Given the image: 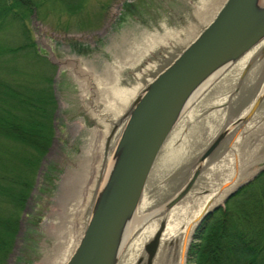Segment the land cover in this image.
<instances>
[{
	"label": "water",
	"instance_id": "95a60500",
	"mask_svg": "<svg viewBox=\"0 0 264 264\" xmlns=\"http://www.w3.org/2000/svg\"><path fill=\"white\" fill-rule=\"evenodd\" d=\"M130 7L127 14L143 17ZM166 16L140 20L99 70L81 60L89 52L76 51L86 68L68 73L89 123L82 151L93 167L71 207L73 234L53 264H124L155 226L143 246L144 264H152L168 214L198 197L196 211L233 176L237 183L198 217L188 264L203 222L264 173V0H185L171 22ZM233 72L238 82L227 94L221 86ZM94 74L99 81L91 82Z\"/></svg>",
	"mask_w": 264,
	"mask_h": 264
},
{
	"label": "rangeland",
	"instance_id": "374dc122",
	"mask_svg": "<svg viewBox=\"0 0 264 264\" xmlns=\"http://www.w3.org/2000/svg\"><path fill=\"white\" fill-rule=\"evenodd\" d=\"M37 1L41 5L28 18L27 25L41 53L57 66L53 86L58 103L55 136L37 171L6 264H53L61 246L75 229L78 214H71V207L86 187L93 167L92 156L82 151L89 123L78 108L80 92L68 73L73 68L80 72L85 67V64L80 66L79 59L74 60L78 56L76 51L89 52L90 55L81 60L99 70L105 58L111 57L109 49L122 47L140 20L166 13V19L171 22L173 14L185 5V0H85L82 11L70 14L63 2ZM129 5L131 9H138L143 17L140 19L137 13L127 14ZM21 42L20 26L12 22L0 26L1 45L17 47ZM7 60L9 64H1L14 66L25 59L8 54ZM72 173L76 174V179L63 194L61 185H65Z\"/></svg>",
	"mask_w": 264,
	"mask_h": 264
},
{
	"label": "trees",
	"instance_id": "16d2710c",
	"mask_svg": "<svg viewBox=\"0 0 264 264\" xmlns=\"http://www.w3.org/2000/svg\"><path fill=\"white\" fill-rule=\"evenodd\" d=\"M50 1L67 4L70 14L82 11L85 3ZM40 5L0 0V26L16 23L22 37L17 47L0 44V264L11 254L21 213L55 136L57 67L42 55L27 25ZM8 54L25 60L7 65ZM188 264H264V173L203 222Z\"/></svg>",
	"mask_w": 264,
	"mask_h": 264
},
{
	"label": "bare ground",
	"instance_id": "6f19581e",
	"mask_svg": "<svg viewBox=\"0 0 264 264\" xmlns=\"http://www.w3.org/2000/svg\"><path fill=\"white\" fill-rule=\"evenodd\" d=\"M153 38H155L156 42H161L164 40V38ZM143 56H146V52ZM124 64L130 65V61L127 60L124 62ZM233 75L234 76H227L223 82L224 84H221V87L227 94L231 87L238 82L239 75L236 72H233ZM90 78L91 82H96L100 80L101 76L94 74V76H90ZM98 85H100V82H98ZM222 168L224 167L222 166ZM211 170L212 168L209 171ZM208 176H210V174H208ZM236 183L237 179H235L233 176L223 180L218 189L210 197H207L205 200H203L200 207L196 211H194L193 208L200 204V201L197 200L198 197H194L192 199L190 198L185 202V205L182 204L172 210L166 217L167 227L162 234L160 247L154 257L152 264H183L184 254L190 239V233L192 232L198 217L204 210H207L210 206L218 203L219 200H221V198H223ZM154 230L155 226H152V228L147 229V231L141 235L136 243L130 248L129 253L124 260V264H138L137 260L140 258L143 259L144 264L146 261V256L143 251V246L145 243L144 241L152 236Z\"/></svg>",
	"mask_w": 264,
	"mask_h": 264
}]
</instances>
